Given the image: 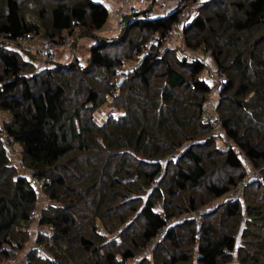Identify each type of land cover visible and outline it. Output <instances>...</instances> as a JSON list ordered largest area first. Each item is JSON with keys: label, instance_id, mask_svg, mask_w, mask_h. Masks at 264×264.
Listing matches in <instances>:
<instances>
[{"label": "trees", "instance_id": "16d2710c", "mask_svg": "<svg viewBox=\"0 0 264 264\" xmlns=\"http://www.w3.org/2000/svg\"><path fill=\"white\" fill-rule=\"evenodd\" d=\"M28 2L38 5L36 20L27 18ZM179 2L156 17L126 9L123 29L110 40L96 36L86 64L36 66L23 60L19 37L95 36L108 9L94 0H0V109L11 115L0 148L18 145L30 172L18 174L1 149L0 261L27 245L30 211L45 198L37 223L52 229L36 234L43 248L28 249L24 264H264V184L248 181L241 199L194 217L246 175L232 146L214 145L217 126L264 176V0H209L183 28L184 46L215 62L212 119L203 113L213 91L200 77L203 59L162 49L196 4ZM12 43L17 49L5 47ZM104 104L121 113L99 123L93 113ZM223 167L241 172L212 180Z\"/></svg>", "mask_w": 264, "mask_h": 264}, {"label": "rangeland", "instance_id": "374dc122", "mask_svg": "<svg viewBox=\"0 0 264 264\" xmlns=\"http://www.w3.org/2000/svg\"><path fill=\"white\" fill-rule=\"evenodd\" d=\"M94 1H98V0H94ZM207 1H209V0H200L199 2H197V0H196V4L193 3L192 5H187L184 9L185 10L184 12L186 13V11H187V13L189 15V17L187 19L190 20V18H192V16L195 13L197 6H199L200 4L206 5ZM34 6H38V5L34 4L32 2L27 3V18H29L31 21L36 20L35 14L31 12V9H33ZM107 8H108V6H107ZM149 12H150V9H149ZM182 19H183V17H182ZM182 19L180 18L179 22L173 27L174 28L173 30L177 29V32L173 33L172 35L167 36L166 40L163 43L162 49H164L165 47L171 46V47H169V48H171L170 50L174 51L178 55V58H180V59L185 58L189 62L193 61L197 56L203 59V61L205 63V69L201 72L200 77L207 80L213 88V91L210 93L209 98L207 99L206 103L204 104L205 109H206L205 113L208 114V117L210 119H212V117H215V115H214L215 109L214 108L219 102L218 101V93H217L218 89H215L216 82L218 83V80L216 79V75H215V72H216L215 62L209 53L202 52V51H197V53H194L184 46L182 32H183V28L186 25V20H182ZM111 23L112 24H109V22H106V24L103 26L104 27L103 31L97 32V33L95 32V36L85 35L81 32L74 31L72 34H69V35L66 34V37H64V41L59 42V40L56 39V41L58 42V43H56L57 49H56L52 59H42L41 53L39 52V50H36V46L40 45V44L37 42L34 46L33 41H39L40 40L39 36L34 37L33 40H31L29 42L22 43V45H25V46H23L21 48L22 50H18V51L22 54L23 60L28 61L31 59L36 66H39V65L42 66L43 64L49 65L50 63H53V62L68 63V62L72 61L73 59H78L81 64H86L87 60H88V49H89L90 45H92L95 42V39L97 37L110 40L112 38H115L120 33L122 27L117 26L116 22H113V20H111ZM119 25L122 26V22H119ZM42 42L43 41H41V46H39L38 48H40V47L42 48ZM14 45L15 44H13V45L9 44L5 47H7L8 49H13ZM14 49H17V48H14ZM183 49H185V50H183ZM172 51H169V52H172ZM50 60H54V61L49 62ZM130 63L131 62L126 63V65L124 66V67H126L125 69H127L129 67ZM118 113H121V111L119 110L116 113L112 107L107 106V104H104L102 107H100L94 111L93 116L96 119V121H98L99 123H102L107 119V117L110 114H112L113 116H117ZM10 116L11 115L8 112L0 109V125H2L3 122L7 121L10 118ZM216 130H217L216 136H218V135L219 136L214 137V145L217 148L224 149V150H226L228 147L232 146L235 149V151L238 153L239 157H241L244 170L245 171L249 170V172L251 170H254L255 168L252 167L248 163L247 159L243 156L242 152L236 147V145L227 139V137L224 134V131L222 129H220L218 126L216 127ZM2 148L4 149V152L8 153V155H9V157H8L9 165H13V167L16 169L18 174L27 175V176L30 175V172L21 163V157L19 155L20 148L18 145H16V144L11 145L8 143H4V146L0 148V153H1L0 154V163H2V161H4L6 159L4 156V153H2V151H3V150H1ZM250 167H251V169H250ZM240 172H241L240 169L235 170V169H229V168L223 167V169L220 172L213 174L212 176H210V178L212 180H216L217 178H219L220 180H223L224 175L238 174ZM31 177H32V175L29 176V179ZM251 186L254 187V184ZM251 186L249 187V189H251ZM201 188H202L201 186H199L197 188L198 194L201 192V190H202ZM241 191H243V189ZM228 199H230V195L227 194V195H224L223 197H221L219 199L209 200L204 206H202L196 212L194 217H197L198 214H199V216L203 215L206 212H211L212 213L211 216L213 217V214H215V211L218 213L222 210V203H225ZM41 202H42V204L39 206L40 210L42 209V205L47 204V199L41 198L40 203ZM241 207H242V209L244 208V202L243 201L241 202ZM155 208L161 210L162 206L159 203L155 206ZM39 209H37V210H39ZM244 221H245V218H243L242 225H245ZM242 229H243V226L241 228H238V231H237L238 240H240L239 237L242 233ZM37 230H38V223L36 220H33L31 222L29 228H28V233H29L28 243L21 251H19L17 253L16 258H18V259H16L14 264H24L25 263L23 260V257H25L26 253L24 251L27 250L33 244L32 239L36 237ZM233 259H235V257H233ZM0 264H12V263H10L9 261L8 262L7 261H0ZM193 264H196V261L193 262Z\"/></svg>", "mask_w": 264, "mask_h": 264}, {"label": "built area", "instance_id": "2783aa9c", "mask_svg": "<svg viewBox=\"0 0 264 264\" xmlns=\"http://www.w3.org/2000/svg\"><path fill=\"white\" fill-rule=\"evenodd\" d=\"M130 2H131V0H121V3L119 4V6H118V9H117V16H118V18H121L122 17V15L124 14V11L127 9L128 10V6H127V4H130ZM132 11H134V9H132ZM185 10H183V12L181 13V15H180V18L182 19V17H183V19L182 20H186V23L189 21L187 18L189 17V15H188V13H187V11H186V13L184 12ZM191 19V18H190ZM121 27V26H120ZM166 38H167V36H166ZM165 38V39H166ZM17 41L18 42H21V43H24V42H26V38L25 37H19L18 39H17ZM43 42H42V48H41V58L42 59H52L53 58V55H54V53H55V51H56V49H57V45H56V43H54V42H52V41H50V40H47L46 38L45 39H43L42 40ZM220 84H219V81H218V83L216 82V86H215V89H217L218 88V86H219ZM205 111H206V109H205V107L203 108V113L205 114ZM257 180V181H259L260 183H262V184H264V176L261 174V173H259L258 172V170L257 169H254V170H251L250 172H249V174L247 175V176H245V178H243L242 180H240V182H239V184L237 185V187H235L232 191H231V193L230 194H228V195H230V198H232V197H234V198H240L241 199V197H242V192L243 191H241L242 189L244 190V187H245V185H246V183L249 181V180ZM31 184H33V185H35V187L37 188V189H40V188H42V186H43V182L41 181V180H38V179H36V178H34V177H31ZM30 216H31V218H33L34 220H36L37 222H38V219H39V217H40V215H39V210H37V209H32L31 211H30ZM51 226H49V225H47V224H42V225H40V224H38V230H37V233L38 234H49L50 232H51ZM162 235V233H160V236ZM34 246H36L38 249H42L43 248V246L41 245V244H36L35 243V245ZM16 259H18V258H16V255L15 256H13V258L10 260V262L12 263V264H14V262L16 261ZM23 260H24V262H26V255H25V257H23ZM139 261H138V258H133L132 260H131V263L130 264H137Z\"/></svg>", "mask_w": 264, "mask_h": 264}, {"label": "crops", "instance_id": "0c3cea01", "mask_svg": "<svg viewBox=\"0 0 264 264\" xmlns=\"http://www.w3.org/2000/svg\"><path fill=\"white\" fill-rule=\"evenodd\" d=\"M179 1L180 0H131L130 4H127V6H128L127 12L130 11L129 8L134 9L135 12H137V13L142 11V10H145V9H150V12L147 13L150 17L162 16V15H166V14L174 11L179 6V3H180ZM199 1L200 0H197V2H199ZM98 2L102 3L105 6L106 5L108 6V8L106 6V8L108 9V13H109L107 22H109V24H112L111 20H113V22H116V25L120 27L119 22H122V17H121V19L118 18L116 12H117L119 4L121 3V0H98ZM103 28L104 27H102L98 32L103 31ZM173 29H172V32H170L171 34H169V35H172L173 33L177 32V29L176 30H173ZM169 35H167V36H169ZM29 41H31V40H29ZM33 42H34V46L37 42L41 45V40L33 41ZM40 45L36 46V50H40V48H38ZM168 47H171V46H168ZM215 68H216V66H215ZM250 169H251V167H250ZM245 173L247 176L249 174V170L248 171L246 170ZM251 180H249V181H251ZM32 240H33V244L28 249L34 247V245H35L34 238ZM27 250H25L24 252L26 253Z\"/></svg>", "mask_w": 264, "mask_h": 264}]
</instances>
